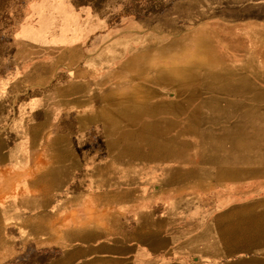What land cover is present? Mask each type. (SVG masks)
<instances>
[{"label": "rangeland", "instance_id": "374dc122", "mask_svg": "<svg viewBox=\"0 0 264 264\" xmlns=\"http://www.w3.org/2000/svg\"><path fill=\"white\" fill-rule=\"evenodd\" d=\"M152 4L164 9L146 14ZM31 68L32 100H52L65 82H94L84 148L145 150L142 126L156 120L136 110L142 91L162 116L152 162L190 157L215 170L207 179L264 176V0H0V91ZM128 95L135 103L125 104ZM257 192L264 200V178ZM17 252L18 264L41 254Z\"/></svg>", "mask_w": 264, "mask_h": 264}, {"label": "crops", "instance_id": "0c3cea01", "mask_svg": "<svg viewBox=\"0 0 264 264\" xmlns=\"http://www.w3.org/2000/svg\"><path fill=\"white\" fill-rule=\"evenodd\" d=\"M33 72L0 91V264H18L19 250L41 253L26 252V264H264V176L207 179L215 170L190 157L152 162L162 116L142 91L136 110L156 120L142 126L147 150L84 148L95 121L92 79L65 82L52 100L37 101L28 97Z\"/></svg>", "mask_w": 264, "mask_h": 264}, {"label": "trees", "instance_id": "16d2710c", "mask_svg": "<svg viewBox=\"0 0 264 264\" xmlns=\"http://www.w3.org/2000/svg\"><path fill=\"white\" fill-rule=\"evenodd\" d=\"M132 7V6H131ZM131 7L126 8V9H131ZM164 9V7H159V8H155L154 4H152L151 6H149V8H147V11L145 12L146 14H157L159 12H161ZM131 12H127V14H130Z\"/></svg>", "mask_w": 264, "mask_h": 264}]
</instances>
